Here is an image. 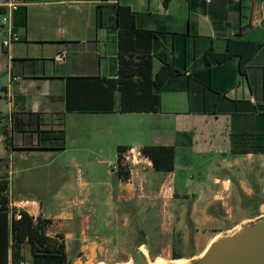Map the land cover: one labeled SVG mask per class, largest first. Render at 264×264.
<instances>
[{
	"label": "crops",
	"instance_id": "obj_1",
	"mask_svg": "<svg viewBox=\"0 0 264 264\" xmlns=\"http://www.w3.org/2000/svg\"><path fill=\"white\" fill-rule=\"evenodd\" d=\"M0 7V178L14 199L40 203L52 220L48 234H63L75 264L123 257L139 241L147 253L191 259L264 209V0H0ZM118 8L154 32V74L165 63L178 69L161 110L67 111V77L116 74ZM10 31L21 38L6 47ZM229 39L262 43L245 70L240 54L204 61L209 48L226 51ZM59 51L64 62L55 60ZM60 129L64 148L40 140L39 130ZM147 145L174 146V169H156ZM57 178L65 179L50 186Z\"/></svg>",
	"mask_w": 264,
	"mask_h": 264
},
{
	"label": "trees",
	"instance_id": "obj_2",
	"mask_svg": "<svg viewBox=\"0 0 264 264\" xmlns=\"http://www.w3.org/2000/svg\"><path fill=\"white\" fill-rule=\"evenodd\" d=\"M123 9L118 8L117 11L120 52L116 74L113 77H67V111L125 113L161 110V92L178 69L174 64L165 63L154 74L151 49L155 34L151 30L138 29L135 14ZM4 12L5 8L0 7V13ZM261 46L262 43L229 39L226 51L216 52L214 48H209L204 61L208 65L224 63L240 54V66L245 70L247 62ZM12 124L14 129L22 130L21 117L15 116ZM39 132L42 142L55 143L58 148H64V129ZM144 152L152 158L156 169H174V146L147 145ZM8 191L9 180L0 178V264H25V246L28 244L32 264H71L63 234H48L52 220L40 217L35 222L26 211L17 216L9 206ZM173 256L179 258L177 254Z\"/></svg>",
	"mask_w": 264,
	"mask_h": 264
},
{
	"label": "water",
	"instance_id": "obj_3",
	"mask_svg": "<svg viewBox=\"0 0 264 264\" xmlns=\"http://www.w3.org/2000/svg\"><path fill=\"white\" fill-rule=\"evenodd\" d=\"M144 241L134 247L132 262L127 264H151L143 250ZM167 264H264V216H256L233 229L217 235L204 252L197 257Z\"/></svg>",
	"mask_w": 264,
	"mask_h": 264
},
{
	"label": "rangeland",
	"instance_id": "obj_4",
	"mask_svg": "<svg viewBox=\"0 0 264 264\" xmlns=\"http://www.w3.org/2000/svg\"><path fill=\"white\" fill-rule=\"evenodd\" d=\"M16 135H21L20 133H16ZM32 159L28 161V164L30 165L32 163ZM58 162H62V159L59 158ZM87 179H90L91 176L87 175L86 173H84ZM67 177V176H66ZM65 178H57L55 180H50L49 185L52 187H57L60 186L62 184V182L64 181ZM44 210L47 214L52 215L54 213V203H45L44 206ZM254 213H257L260 216H264V209L259 210V212H256V209H254ZM253 213V214H254ZM257 215V216H258ZM137 225V228H139ZM139 230H137L136 232V236L138 237V239H142L143 237H145V235L142 232H139ZM136 246V244L134 245ZM133 246V247H134ZM131 248V251L129 254L123 256V257H117V256H98L95 257L94 259L89 260L88 256H83V257H78V259H76V261L78 262L77 264H127V263H131L132 262V257H133V253H134V248ZM145 248V246H144ZM159 249H155V248H151L150 251H148V257L150 259L151 262H157L160 259L166 260V261H170L172 259V255H168V253H165L164 251L161 252L159 254H156V252H158ZM189 251V249H184V252ZM25 254H26V260H25V264H32L33 263V259H32V255H31V251H30V246L29 244L25 246ZM69 258L72 259L71 264H75L74 262V258H75V252L70 251L69 252ZM82 258V259H81ZM183 260H187L186 258H181ZM180 260V259H178Z\"/></svg>",
	"mask_w": 264,
	"mask_h": 264
},
{
	"label": "built area",
	"instance_id": "obj_5",
	"mask_svg": "<svg viewBox=\"0 0 264 264\" xmlns=\"http://www.w3.org/2000/svg\"><path fill=\"white\" fill-rule=\"evenodd\" d=\"M210 1V0H206ZM18 4L15 1H12L9 3L10 10L17 9ZM10 21V18L7 14H5L2 18V22L4 24L8 23ZM21 36L18 33H13L12 31L9 32L8 37H6L3 40V45L6 47L11 46L14 42L20 40ZM66 59V52L65 51H59L55 55V60L57 62H64ZM9 195V191H8ZM9 206L12 211L15 212L17 216H20L22 211H26L29 213L35 222H38L39 218L42 217L40 214V203L36 200L31 199H14L11 195H9Z\"/></svg>",
	"mask_w": 264,
	"mask_h": 264
},
{
	"label": "bare ground",
	"instance_id": "obj_6",
	"mask_svg": "<svg viewBox=\"0 0 264 264\" xmlns=\"http://www.w3.org/2000/svg\"><path fill=\"white\" fill-rule=\"evenodd\" d=\"M142 250H143V252L146 254V255H148V253L146 252V249L144 248V247H142ZM180 260H176L175 262L176 263H184L185 262V260H183V259H181V258H179ZM151 264H167V261L166 260H163V259H160V260H158L157 262H151Z\"/></svg>",
	"mask_w": 264,
	"mask_h": 264
}]
</instances>
